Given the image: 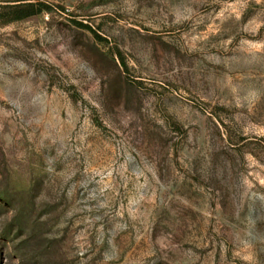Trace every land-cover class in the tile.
Instances as JSON below:
<instances>
[{"label": "rangeland", "instance_id": "rangeland-1", "mask_svg": "<svg viewBox=\"0 0 264 264\" xmlns=\"http://www.w3.org/2000/svg\"><path fill=\"white\" fill-rule=\"evenodd\" d=\"M0 264H264V0H0Z\"/></svg>", "mask_w": 264, "mask_h": 264}, {"label": "trees", "instance_id": "trees-1", "mask_svg": "<svg viewBox=\"0 0 264 264\" xmlns=\"http://www.w3.org/2000/svg\"><path fill=\"white\" fill-rule=\"evenodd\" d=\"M47 7L39 6L38 9L32 4H19L10 8L12 14V20H24L29 17L35 16L41 13L43 10H46Z\"/></svg>", "mask_w": 264, "mask_h": 264}]
</instances>
